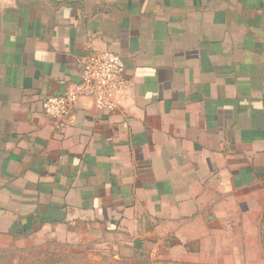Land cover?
<instances>
[{
	"label": "crops",
	"instance_id": "1",
	"mask_svg": "<svg viewBox=\"0 0 264 264\" xmlns=\"http://www.w3.org/2000/svg\"><path fill=\"white\" fill-rule=\"evenodd\" d=\"M101 51L117 109L56 130L44 99ZM262 218L264 0H0V264L46 233L191 251Z\"/></svg>",
	"mask_w": 264,
	"mask_h": 264
},
{
	"label": "rangeland",
	"instance_id": "2",
	"mask_svg": "<svg viewBox=\"0 0 264 264\" xmlns=\"http://www.w3.org/2000/svg\"><path fill=\"white\" fill-rule=\"evenodd\" d=\"M245 222L247 227L234 228L231 235L210 238L221 239L222 245L205 243L190 251L184 244H157L152 240L142 254L140 250L117 247L116 243L132 236L101 234L94 239L84 232L79 236L58 235L57 240L46 233L33 236L32 248H18L5 263L15 258V264H264V218ZM218 246L225 249L213 248Z\"/></svg>",
	"mask_w": 264,
	"mask_h": 264
},
{
	"label": "built area",
	"instance_id": "3",
	"mask_svg": "<svg viewBox=\"0 0 264 264\" xmlns=\"http://www.w3.org/2000/svg\"><path fill=\"white\" fill-rule=\"evenodd\" d=\"M126 66L115 52L90 53L82 62L79 80L65 93L44 99L43 110L56 130H67L75 125L74 111L83 98L92 99L103 111H114L127 88Z\"/></svg>",
	"mask_w": 264,
	"mask_h": 264
}]
</instances>
